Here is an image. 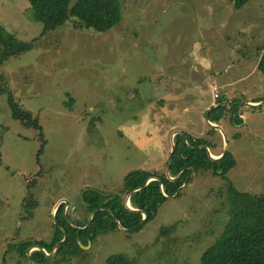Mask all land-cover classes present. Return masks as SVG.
<instances>
[{
	"label": "rangeland",
	"instance_id": "374dc122",
	"mask_svg": "<svg viewBox=\"0 0 264 264\" xmlns=\"http://www.w3.org/2000/svg\"><path fill=\"white\" fill-rule=\"evenodd\" d=\"M120 2L122 21L112 29L60 26L2 66L12 94L39 116L42 131L14 118L11 95L0 92V264L29 262L6 251L7 243L51 242L58 203L73 226L88 218L83 192L118 195L126 173L164 172L175 132L210 140L217 145L210 153L219 156L224 137L219 131L207 136L204 118L219 97L262 102L241 106V122L223 119L220 126L236 158L228 176L241 191L264 192V75L258 69L264 0L240 10L229 0ZM0 26L23 41L43 29L28 0H0ZM39 170V205L28 220L21 205ZM227 197L221 176L199 172L141 230L88 240L82 251L54 263L105 264L110 255L126 253L136 264H199L229 218Z\"/></svg>",
	"mask_w": 264,
	"mask_h": 264
},
{
	"label": "trees",
	"instance_id": "16d2710c",
	"mask_svg": "<svg viewBox=\"0 0 264 264\" xmlns=\"http://www.w3.org/2000/svg\"><path fill=\"white\" fill-rule=\"evenodd\" d=\"M28 1L34 14L42 22L43 29L38 37L31 41H23L18 38L15 32L0 26V92H7L11 95L10 102L14 118L23 120L27 125L42 131L39 116L23 108L12 94L2 66L11 57H17L30 51L39 38L69 23L74 29L106 32L122 21L123 8L120 0H77L73 5H70V0ZM249 1L229 0L235 10H240ZM258 69L264 75V52L260 56ZM66 96L68 102L65 103V106L71 110L74 101L69 94ZM225 100V97H219L217 104ZM239 102L235 100L233 103H237L236 105L231 104L212 109L208 114V120L219 125L223 119H229L232 124L241 122L239 113L242 108ZM217 134H219L217 130L208 128L207 136L213 137ZM200 146H206L209 150L217 148L216 144L205 138L192 139L186 133L175 136L174 151L171 153L169 163V175L174 177L183 171L179 179L169 181L165 176V171L162 173L143 169L130 171L124 176V192L121 194L106 196L95 190L83 192V202L88 218L95 210L101 209L89 227L86 228L88 218L84 222L72 223L75 227L83 228L82 230L70 226L66 221L68 216L63 213L64 204H61L57 209V223L54 224V235L50 243L25 240L21 243L11 244L9 252L15 250L28 261L27 249L33 244H40L47 251H51L53 246L63 238L59 229L61 226L65 230L67 238L58 246L56 253L47 257L42 251L34 250L31 257L35 264H55V261H66L70 253L83 250L81 243L87 244L88 240H94L102 235L120 230L116 221H119L124 229L129 230L128 232L141 230L147 222L155 218L159 207L168 200L167 197H180L185 183H191L193 177L199 172L209 171L216 176H221L224 181L228 194L229 218L221 234L202 251L199 264H264V192L251 194L241 191L235 186L228 176L230 170L236 166V158L230 150L221 159L212 160L206 150ZM44 147L45 139H43L41 150L37 156V163H40ZM166 166L167 162H165V169ZM41 171L39 170L33 181L28 182L26 186L27 191L21 208L24 217L28 220L34 217V212L39 205L35 189ZM192 173L193 176H191ZM150 176H157L160 179L163 192L167 197L161 194L159 181H150L129 199L131 208L138 209L139 212L129 211L124 206L125 196L131 191L142 188ZM225 205L226 203L222 201V206ZM141 212L147 216L143 223H141L143 218ZM174 227V225L163 227L160 229V233L165 235ZM5 253L4 261H6L7 252ZM105 264H136V261L126 253H115L106 259Z\"/></svg>",
	"mask_w": 264,
	"mask_h": 264
},
{
	"label": "water",
	"instance_id": "95a60500",
	"mask_svg": "<svg viewBox=\"0 0 264 264\" xmlns=\"http://www.w3.org/2000/svg\"><path fill=\"white\" fill-rule=\"evenodd\" d=\"M231 104L236 105L237 103H233V102H231V103H230V102H222V103H220V104H217V106L212 107L211 109H209V110L205 113V115H204V118H205V121H206V124L208 125V127H210V128H212V129H215V130L219 131V132L223 135V137H224V145H223L224 149H223L222 153H221L219 156H217V157L212 156L211 153H210L209 148H207L206 146H200L201 148H203L204 150H206V153L208 154V156H209L212 160H218V159H221L222 157H224V156L226 155L227 151H228V144H229V143H228L227 136H226V134L224 133L222 127H221L219 124L211 123V122L208 120V114H209V112L212 111V109H216V108L221 107V106H228V105H231ZM252 104H254V103H239L240 106H246V107H259V106L262 105V102H261V103L258 102V104H256V105H252ZM178 134H183V133L175 132V133L171 136V139H170V147H171V149H170V154L168 155V158H167V166H166V170H165L166 177H167V179H168L169 181H175V180L179 179V177H180V176L182 175V173H183V171H182L180 174H178V175L175 176V177H171V176L169 175V163H170V160H171V153L174 151V137H175V135H178ZM192 172H193V171H192ZM150 181H159L160 192H161V194H162L164 197H167V196L164 194V192H163V188H162V184H161L160 179H158L157 176H150V177H148V179L145 181V183H144V185H143L142 188L137 189V190H134V191H131V192H129V193L125 196V199H124V206H125L126 209H128L129 211H132V212H139L138 209H133V208H131V206H130V204H129V199H130V197H131L133 194H135V193L139 192L140 190H142V189H143V188H144V187H145ZM167 198H168V199H171V198H173V197H167ZM59 204H60V203H58L57 206H56L55 209H54V217L57 215V209H58V207H59ZM100 210H101V209L95 210L93 213H91V214L89 215V218H88V220H87L86 228L89 227L91 221L93 220V218L95 217V215H96ZM141 213H142V216H143V218H142V220H141V223H143L144 220L147 218V216H146V214H145L144 212H141ZM55 220H56V219H55ZM116 222H117V225H118V227H119L120 230H122V231H124V232L129 231V230L124 229V227L121 225V223H120L119 221H116ZM73 227L76 228V229H80V230L83 229V228H78V227H75V226H73ZM59 229L61 230V232H62V234H63V238L53 246V248L51 249V251H47L46 248H45L44 246L40 245V244H33V245H31V246L27 249V255H28L29 264H35L34 261H33V259H32V257H31V253H32V251H34V250H40V251H42L47 257H51V256H53V255L56 253L58 246H59L61 243L65 242V241H66V238H67V235H66V233H65V230H64L63 228H61V227H59ZM85 247H86V246H85Z\"/></svg>",
	"mask_w": 264,
	"mask_h": 264
},
{
	"label": "flooded vegetation",
	"instance_id": "af4514ba",
	"mask_svg": "<svg viewBox=\"0 0 264 264\" xmlns=\"http://www.w3.org/2000/svg\"><path fill=\"white\" fill-rule=\"evenodd\" d=\"M262 55V54H261ZM260 59V58H259ZM240 115V114H239ZM64 213V212H63ZM64 215H66V213L64 214ZM67 216V215H66ZM71 224V223H70ZM61 227V226H60ZM62 228V227H61ZM18 235V234H17ZM16 234H15V236H17ZM13 244H17V243H13ZM7 245L9 246H7V249H6V251H8L9 252V250H10V245L11 244H9V243H7ZM7 252V253H8ZM17 252V251H16ZM18 253V252H17ZM8 255V254H7ZM11 255H13V254H11ZM19 255V253L17 254V256ZM20 256V255H19ZM3 261H4V258H3ZM29 261V260H28ZM16 263H17V261H15ZM2 264V263H1Z\"/></svg>",
	"mask_w": 264,
	"mask_h": 264
},
{
	"label": "crops",
	"instance_id": "0c3cea01",
	"mask_svg": "<svg viewBox=\"0 0 264 264\" xmlns=\"http://www.w3.org/2000/svg\"><path fill=\"white\" fill-rule=\"evenodd\" d=\"M28 184V183H27ZM65 214V213H64ZM53 235H54V230H53ZM52 238H53V236H52ZM52 238H51V241H52ZM26 240H28V239H26Z\"/></svg>",
	"mask_w": 264,
	"mask_h": 264
},
{
	"label": "bare ground",
	"instance_id": "6f19581e",
	"mask_svg": "<svg viewBox=\"0 0 264 264\" xmlns=\"http://www.w3.org/2000/svg\"><path fill=\"white\" fill-rule=\"evenodd\" d=\"M211 155L217 157V155H215V154H212V153H211Z\"/></svg>",
	"mask_w": 264,
	"mask_h": 264
},
{
	"label": "built area",
	"instance_id": "2783aa9c",
	"mask_svg": "<svg viewBox=\"0 0 264 264\" xmlns=\"http://www.w3.org/2000/svg\"><path fill=\"white\" fill-rule=\"evenodd\" d=\"M218 95L217 94H214V97H217Z\"/></svg>",
	"mask_w": 264,
	"mask_h": 264
}]
</instances>
